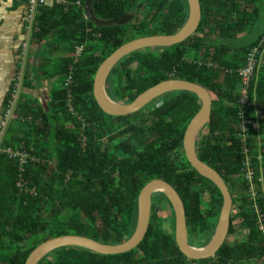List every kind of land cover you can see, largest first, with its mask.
Wrapping results in <instances>:
<instances>
[{
  "label": "trees",
  "instance_id": "1",
  "mask_svg": "<svg viewBox=\"0 0 264 264\" xmlns=\"http://www.w3.org/2000/svg\"><path fill=\"white\" fill-rule=\"evenodd\" d=\"M68 1L72 4L66 7L38 8L32 36L37 42L50 37L55 39L52 45L64 44L66 56L55 73L64 80L72 66L71 85L65 88L63 81L58 83L46 104L47 112L30 109L27 100H20V112L40 121L34 126L11 120L0 141L2 150H25L45 160V164L24 167L26 186L35 190L20 192L17 160L0 152V264H24L36 246L64 235L107 245L126 241L136 226L139 191L151 180H163L176 190L184 206L188 244L204 246L213 235L222 198L213 183L191 168L182 151L185 126L200 108L197 96L171 92L135 113L112 117L100 110L92 94L98 66L119 46L141 37L178 32L188 17L186 0H93L92 9L100 20L132 15L126 24L110 28L84 19L83 6L73 3L83 5L85 0ZM198 1L201 17L193 35L173 46L126 55L111 70L105 91L113 102L127 104L164 80H184L206 89L211 111L195 151L200 161L220 175L231 195L226 240L211 258L184 257L174 242L170 203L156 192L151 197L148 229L131 251L99 255L59 248L37 264H264L263 235L241 173L248 157L256 185L255 203L264 217V63L248 81L246 103H239L243 85L239 72L264 36V0ZM78 45L84 49L72 64ZM68 93L83 120L84 142L78 134L80 123L67 111ZM10 96L4 98L5 111ZM158 102L162 103L156 107ZM161 203L171 210L166 230L157 216ZM240 232L241 237L235 236Z\"/></svg>",
  "mask_w": 264,
  "mask_h": 264
},
{
  "label": "water",
  "instance_id": "2",
  "mask_svg": "<svg viewBox=\"0 0 264 264\" xmlns=\"http://www.w3.org/2000/svg\"><path fill=\"white\" fill-rule=\"evenodd\" d=\"M92 2L93 0H85L83 11L87 21L91 22L94 26L103 28L122 26L132 19L131 14H123L112 20H100L94 14ZM186 2L188 5V17L178 32L172 35H154L128 41L105 58L94 74L92 94L100 110L104 114L112 117L135 113L157 97L171 92L186 91L197 96L200 102V108L192 117L183 133L182 151L191 168L198 175L213 183L221 195L222 205L212 237L202 247H191L188 244L186 217L180 196L165 181L151 180L139 191L137 197L138 215L136 226L132 235L126 241L118 245H107L83 236H59L48 239L36 246L28 255L24 264H37L44 256L59 248H79L99 255H117L131 251L142 241L148 229L151 197L156 192H161L170 203L174 217V242L184 257L194 261L211 258L226 240L232 208L231 195L220 175L207 164L200 161L195 151L196 139L202 127L207 123L211 111V97L206 89L196 83L184 80H164L148 88L127 104L113 102L105 91L106 80L111 70L126 55L145 48L173 46L182 43L195 33L201 17L199 1L186 0Z\"/></svg>",
  "mask_w": 264,
  "mask_h": 264
},
{
  "label": "crops",
  "instance_id": "3",
  "mask_svg": "<svg viewBox=\"0 0 264 264\" xmlns=\"http://www.w3.org/2000/svg\"><path fill=\"white\" fill-rule=\"evenodd\" d=\"M44 1L46 6L59 5L56 0ZM65 1L67 5L60 6L72 4ZM38 15V9L36 12L32 11L25 0H0V122L5 112L11 108V117L24 124L37 126L40 120L33 119L35 117L31 114H24L25 111L20 112L18 103L20 100H27L28 108H41L47 112L46 104L51 92L63 81L55 71L61 58L66 56L64 44L52 45L55 39L50 37L42 42L33 38ZM84 19L86 20L85 14ZM82 46L84 49V45ZM52 74V77H47ZM9 93L12 105L5 111L3 102ZM2 135L3 132L1 137Z\"/></svg>",
  "mask_w": 264,
  "mask_h": 264
},
{
  "label": "built area",
  "instance_id": "4",
  "mask_svg": "<svg viewBox=\"0 0 264 264\" xmlns=\"http://www.w3.org/2000/svg\"><path fill=\"white\" fill-rule=\"evenodd\" d=\"M25 1H26V4L28 5V7L34 12H36L38 8H41L45 3L44 0H25ZM56 3L59 5H67V2L65 0H56ZM74 5L81 6L79 1L74 2ZM82 51H83L82 45L74 47V51L72 54V64L77 63ZM263 54H264V36L260 39L258 45L251 49L250 53L248 54L245 67L243 69H241L239 72V76L243 82V85L241 87V99H240L239 103L240 102L242 104L246 103V91H247V87H248V81L251 78L252 74L254 72H256L263 65V63H264ZM72 71H73V67L69 66L68 73L64 77V80L62 83L65 88H69L71 85ZM11 101L9 102L10 103L9 106L12 105ZM66 107H67V111L70 114V116L76 118L77 121L80 123L79 129H78V134L80 135V141L84 142L85 138L83 137V133H82V130L84 127L83 120L74 111V108L72 106V98H71V95L69 93H68V100H67ZM10 109H8L5 112V114L3 115V118L0 122V127H1L0 128V141L2 138L1 134H2L3 130L5 129L7 124L10 122V120L14 119L13 117H11ZM241 126L243 127V125H241ZM0 152H5L9 158L17 160V164H18L17 187L20 189V192L29 191L30 193H32L35 189L34 188H28L26 186L27 185L26 180H24L22 177V175L24 173V167H26L28 163L45 164V161L42 162L39 159L34 158L30 153H27L25 150L14 151V150L9 149V148L3 149V150L0 148ZM243 152L245 153L246 150H244ZM52 165H53L52 162H48V166H52ZM249 167H250L249 158L245 157L244 158V164H243L244 169L241 170L242 178H244V181H246L248 186H249V191L251 192L250 198H252V200H251L253 202L252 206H253V210L256 214V226H257V229L260 232H262L263 242H264V217L261 214L258 205L255 203L256 185L254 184V182L252 180V176H253L252 169H250ZM243 171H244V173H243ZM263 189H264V179L261 178V190H263ZM262 260H264V254L262 255Z\"/></svg>",
  "mask_w": 264,
  "mask_h": 264
},
{
  "label": "rangeland",
  "instance_id": "5",
  "mask_svg": "<svg viewBox=\"0 0 264 264\" xmlns=\"http://www.w3.org/2000/svg\"><path fill=\"white\" fill-rule=\"evenodd\" d=\"M171 97V96H170ZM258 110H260V108L258 109ZM14 120H15V118H14ZM1 128V127H0ZM4 129V128H3ZM103 144H106L107 142H106V140H104L103 142H102ZM235 181L237 182V181H240L239 179H235ZM264 190V189H263ZM233 208V207H232ZM157 216H158V218L161 220V223H162V228L164 229V230H166V226H167V224H168V222L170 221V216H171V210L167 207V205H165L164 203H161L160 205H159V207H158V211H157ZM239 235L238 236H240V235H242V234H240V233H238ZM236 235V234H235ZM237 236V235H236ZM241 237V236H240ZM231 238H233V237H231ZM50 258H52V257H50Z\"/></svg>",
  "mask_w": 264,
  "mask_h": 264
},
{
  "label": "flooded vegetation",
  "instance_id": "6",
  "mask_svg": "<svg viewBox=\"0 0 264 264\" xmlns=\"http://www.w3.org/2000/svg\"><path fill=\"white\" fill-rule=\"evenodd\" d=\"M174 93H175V92H174ZM161 103H162V102H158L157 105H156V107L160 106ZM189 122H190V121H189ZM189 122H188V123H189ZM187 125H188V124H187ZM187 125L185 126V129H186ZM185 129H184V131H185Z\"/></svg>",
  "mask_w": 264,
  "mask_h": 264
}]
</instances>
